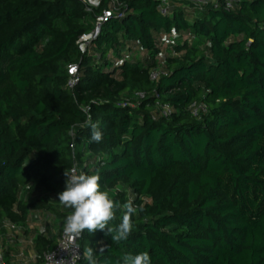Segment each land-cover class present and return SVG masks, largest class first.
Returning <instances> with one entry per match:
<instances>
[{
  "label": "trees",
  "instance_id": "obj_1",
  "mask_svg": "<svg viewBox=\"0 0 264 264\" xmlns=\"http://www.w3.org/2000/svg\"><path fill=\"white\" fill-rule=\"evenodd\" d=\"M117 2L125 16L82 54L77 41L109 0L90 11L79 0H0V230L41 211L58 236L74 166L99 172L119 202L109 227L127 201L143 208L126 240L85 230L82 255L92 247L99 264L145 251L151 264H264V0L171 1L167 15L157 0ZM55 242L36 234L32 248Z\"/></svg>",
  "mask_w": 264,
  "mask_h": 264
},
{
  "label": "clouds",
  "instance_id": "obj_2",
  "mask_svg": "<svg viewBox=\"0 0 264 264\" xmlns=\"http://www.w3.org/2000/svg\"><path fill=\"white\" fill-rule=\"evenodd\" d=\"M85 126L91 130V142H100L103 138L98 122H94L89 115L85 121ZM66 179L65 190L58 194L59 203L71 212L66 216L63 230L70 240L75 241L87 230L94 233L97 230L103 231L107 236H111L112 241L120 242L126 240L133 230V215L143 211V208L134 206L131 200L124 203L125 212L122 221L109 227L110 222L116 219V211L120 207L119 202L110 197L106 190H101L99 172L86 174L77 170L76 167L65 169ZM101 248L100 251H103ZM83 258L87 264H99L95 258L94 249L86 247L83 251ZM122 264H151V258L147 251L138 254H124ZM121 264V261H117Z\"/></svg>",
  "mask_w": 264,
  "mask_h": 264
},
{
  "label": "built area",
  "instance_id": "obj_3",
  "mask_svg": "<svg viewBox=\"0 0 264 264\" xmlns=\"http://www.w3.org/2000/svg\"><path fill=\"white\" fill-rule=\"evenodd\" d=\"M81 1L87 8V11H90L91 8H97L101 2V0H79ZM159 2V8L163 15L169 14V5L170 2L177 3H186L192 5L197 8H205L210 6H217L219 1H222L225 9H230L232 4L238 2L239 0H157ZM125 16V13L121 10L120 4L117 0H109V9L104 10L101 15L95 17L93 30L87 34H83L79 37L77 41L78 48L82 54L88 51V48L92 44V42L97 38L100 33L101 27L111 19H122ZM68 87L73 88L78 83V66L70 65L68 67ZM150 80L155 81L158 78V72L152 71L150 72ZM137 99H143L142 94H136ZM130 105L128 101L123 102L121 104L122 107ZM169 111L166 108L161 110V115L167 116ZM194 115H196V111H194ZM72 148V146H71ZM35 217L39 220L42 219L44 225L47 221H49L50 217H45L41 211L34 212ZM34 217L30 215L27 218L25 224H15L10 221H3L1 224L0 230V264H4L3 258L5 256L7 245L14 244V246H18L19 238L21 234H26L30 224L29 221H32ZM46 220V221H44ZM40 223H42L40 221ZM41 225V224H40ZM36 234L45 236V229L43 225L36 229ZM34 235H27L29 237L28 243L32 246ZM82 237V236H81ZM81 237L77 238L75 241L70 240L68 236L65 235L63 227L56 238L55 246L51 251L44 252L41 255L33 252L32 256H30V264H79L83 258L82 252L80 250L79 241ZM19 258L20 260L26 258V254L22 252H15L14 255L9 256ZM23 257V258H21ZM22 264V263H21Z\"/></svg>",
  "mask_w": 264,
  "mask_h": 264
},
{
  "label": "rangeland",
  "instance_id": "obj_4",
  "mask_svg": "<svg viewBox=\"0 0 264 264\" xmlns=\"http://www.w3.org/2000/svg\"><path fill=\"white\" fill-rule=\"evenodd\" d=\"M31 216H33L34 218L32 219V221H29L28 224H30L28 230L26 231L27 233L26 234H21V237L19 238V241H18V246H14V244H10V245H7L8 247L6 248V253H5V256L3 258V262L5 260V257H6V254L9 256L11 255H14L15 254V251L17 250V252H22L23 254H26V258H23V259H19V258H16V257H9L11 259V264H30V256H32L34 250L32 248V246L28 243V239L29 237H26L27 235H34L36 233V229L39 228L41 225H43L44 229H45V236L46 237H49V238H52V237H55L57 238L56 236V230L54 229L53 230V227L55 225V220L54 218H49L50 220L46 222V226L44 225L42 219L40 218V220L35 217V213H31ZM7 221V220H6ZM40 221L42 223H40ZM41 224V225H40ZM52 228V230H50Z\"/></svg>",
  "mask_w": 264,
  "mask_h": 264
},
{
  "label": "crops",
  "instance_id": "obj_5",
  "mask_svg": "<svg viewBox=\"0 0 264 264\" xmlns=\"http://www.w3.org/2000/svg\"><path fill=\"white\" fill-rule=\"evenodd\" d=\"M15 252H17V250L15 251ZM10 259V258H9ZM11 260V259H10Z\"/></svg>",
  "mask_w": 264,
  "mask_h": 264
}]
</instances>
